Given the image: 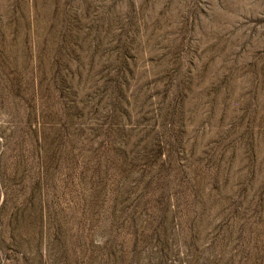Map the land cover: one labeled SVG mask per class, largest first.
I'll return each instance as SVG.
<instances>
[{"label": "rangeland", "instance_id": "374dc122", "mask_svg": "<svg viewBox=\"0 0 264 264\" xmlns=\"http://www.w3.org/2000/svg\"><path fill=\"white\" fill-rule=\"evenodd\" d=\"M0 264H264V0H0Z\"/></svg>", "mask_w": 264, "mask_h": 264}]
</instances>
